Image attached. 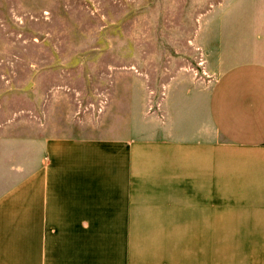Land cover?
<instances>
[{
	"label": "crops",
	"instance_id": "0c3cea01",
	"mask_svg": "<svg viewBox=\"0 0 264 264\" xmlns=\"http://www.w3.org/2000/svg\"><path fill=\"white\" fill-rule=\"evenodd\" d=\"M224 1L201 101L171 128L48 140L0 195V264H264V0Z\"/></svg>",
	"mask_w": 264,
	"mask_h": 264
},
{
	"label": "rangeland",
	"instance_id": "374dc122",
	"mask_svg": "<svg viewBox=\"0 0 264 264\" xmlns=\"http://www.w3.org/2000/svg\"><path fill=\"white\" fill-rule=\"evenodd\" d=\"M224 3L0 0V195L50 139L176 125L220 71Z\"/></svg>",
	"mask_w": 264,
	"mask_h": 264
}]
</instances>
